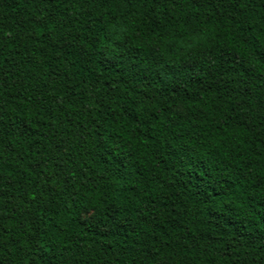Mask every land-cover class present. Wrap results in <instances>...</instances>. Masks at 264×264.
<instances>
[{"label": "trees", "instance_id": "16d2710c", "mask_svg": "<svg viewBox=\"0 0 264 264\" xmlns=\"http://www.w3.org/2000/svg\"><path fill=\"white\" fill-rule=\"evenodd\" d=\"M0 264H264V0H0Z\"/></svg>", "mask_w": 264, "mask_h": 264}, {"label": "rangeland", "instance_id": "374dc122", "mask_svg": "<svg viewBox=\"0 0 264 264\" xmlns=\"http://www.w3.org/2000/svg\"><path fill=\"white\" fill-rule=\"evenodd\" d=\"M83 216L85 218H91L92 217V213L91 212H85Z\"/></svg>", "mask_w": 264, "mask_h": 264}]
</instances>
